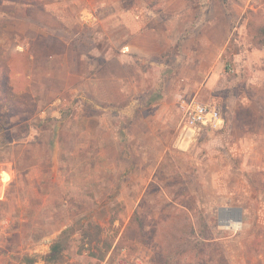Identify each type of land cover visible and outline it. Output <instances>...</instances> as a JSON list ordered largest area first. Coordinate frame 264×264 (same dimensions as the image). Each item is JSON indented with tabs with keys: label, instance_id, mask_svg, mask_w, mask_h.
I'll return each mask as SVG.
<instances>
[{
	"label": "rangeland",
	"instance_id": "374dc122",
	"mask_svg": "<svg viewBox=\"0 0 264 264\" xmlns=\"http://www.w3.org/2000/svg\"><path fill=\"white\" fill-rule=\"evenodd\" d=\"M235 10L244 18L233 20L216 83L206 87L192 52L139 62L148 93L131 117L91 99L95 85L68 81L52 53L6 51L19 38L0 20V264H44L62 230L88 221L107 228L118 247L93 259L79 252L75 231L52 264H264V0ZM84 11L73 3L62 25L97 31L96 21L82 20ZM77 37L72 49L80 50L84 38ZM229 97L237 117L228 113ZM191 100L216 107L222 127L190 141L181 105ZM136 211L146 225L141 241L137 224L130 227ZM198 211L213 239L195 248Z\"/></svg>",
	"mask_w": 264,
	"mask_h": 264
},
{
	"label": "crops",
	"instance_id": "0c3cea01",
	"mask_svg": "<svg viewBox=\"0 0 264 264\" xmlns=\"http://www.w3.org/2000/svg\"><path fill=\"white\" fill-rule=\"evenodd\" d=\"M41 2L0 0V20L7 28L13 25L23 40L3 48L16 54L26 49L52 53L50 59H59V69L64 67L68 81L95 85L97 92L91 99L107 104L104 110H113L117 117H131L138 101L148 93L141 63L155 62L167 53L179 49L192 52L198 73L206 70V87L213 86L225 68L222 56L230 44L233 20L244 18V12H232L230 7L244 5L247 10L251 0H43L40 7ZM73 3L94 15L90 24L96 21L97 31L89 28L87 34H77L69 24L62 25L61 16ZM6 29L1 33L4 38ZM77 35L84 38L80 50L72 49ZM25 40L33 45L29 47ZM49 70L54 73L56 68ZM240 98L242 105L251 107L248 97ZM226 102L228 113L237 117V102L231 97ZM159 103L154 100L149 108Z\"/></svg>",
	"mask_w": 264,
	"mask_h": 264
},
{
	"label": "trees",
	"instance_id": "16d2710c",
	"mask_svg": "<svg viewBox=\"0 0 264 264\" xmlns=\"http://www.w3.org/2000/svg\"><path fill=\"white\" fill-rule=\"evenodd\" d=\"M261 33H264V29H262ZM153 101L154 100H150L149 103H152ZM203 130L213 129L204 128ZM113 223L114 220L109 221V226ZM135 224H137L138 239L141 241L146 235V225L142 214L137 211L134 213L130 227ZM75 231L81 232V245L79 252L87 253V255L93 259L103 261L106 259L108 254L118 247V244H115V238L109 233L107 228L92 221L85 223L80 222L62 230L61 233L52 241L50 245V252L43 259L44 264L57 263L61 259L62 253L67 249L70 239L72 238V234ZM190 235L192 241L196 245L194 246L195 248H199L204 243L213 239L210 226L201 211H198L197 223L194 228H191ZM30 263H36V259H32Z\"/></svg>",
	"mask_w": 264,
	"mask_h": 264
},
{
	"label": "built area",
	"instance_id": "2783aa9c",
	"mask_svg": "<svg viewBox=\"0 0 264 264\" xmlns=\"http://www.w3.org/2000/svg\"><path fill=\"white\" fill-rule=\"evenodd\" d=\"M82 15V20L86 23L94 20V15L89 11H84ZM181 107L183 109V133L189 136L190 141H193L204 128L218 129L224 124V118L216 107L208 106L197 100L183 101ZM131 264L149 263L136 258Z\"/></svg>",
	"mask_w": 264,
	"mask_h": 264
},
{
	"label": "bare ground",
	"instance_id": "6f19581e",
	"mask_svg": "<svg viewBox=\"0 0 264 264\" xmlns=\"http://www.w3.org/2000/svg\"><path fill=\"white\" fill-rule=\"evenodd\" d=\"M184 144H186V143L184 142ZM235 224H237V223H235Z\"/></svg>",
	"mask_w": 264,
	"mask_h": 264
}]
</instances>
